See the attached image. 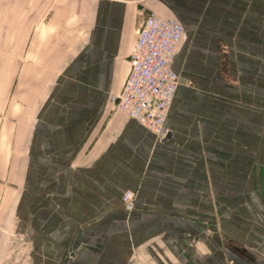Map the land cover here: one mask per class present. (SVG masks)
I'll return each mask as SVG.
<instances>
[{
    "label": "crops",
    "instance_id": "crops-1",
    "mask_svg": "<svg viewBox=\"0 0 264 264\" xmlns=\"http://www.w3.org/2000/svg\"><path fill=\"white\" fill-rule=\"evenodd\" d=\"M149 12L166 138L113 110ZM0 264H264V0H0Z\"/></svg>",
    "mask_w": 264,
    "mask_h": 264
},
{
    "label": "built area",
    "instance_id": "built-area-1",
    "mask_svg": "<svg viewBox=\"0 0 264 264\" xmlns=\"http://www.w3.org/2000/svg\"><path fill=\"white\" fill-rule=\"evenodd\" d=\"M183 26L154 12L145 15L129 57L130 70L113 110L136 121L158 138L170 134L166 119L179 79L172 68L175 46ZM134 194L127 191L122 201L132 205Z\"/></svg>",
    "mask_w": 264,
    "mask_h": 264
}]
</instances>
